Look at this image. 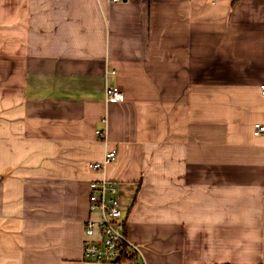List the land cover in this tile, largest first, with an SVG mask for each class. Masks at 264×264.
Returning <instances> with one entry per match:
<instances>
[{"label": "crops", "instance_id": "1", "mask_svg": "<svg viewBox=\"0 0 264 264\" xmlns=\"http://www.w3.org/2000/svg\"><path fill=\"white\" fill-rule=\"evenodd\" d=\"M262 85L264 0H0V264H102V179L144 264H264Z\"/></svg>", "mask_w": 264, "mask_h": 264}, {"label": "built area", "instance_id": "2", "mask_svg": "<svg viewBox=\"0 0 264 264\" xmlns=\"http://www.w3.org/2000/svg\"><path fill=\"white\" fill-rule=\"evenodd\" d=\"M122 0H110L112 3ZM264 96V85L261 86ZM124 100V94L118 87L106 89V101L119 103ZM264 134V122L254 126V135ZM102 135V134H101ZM118 157L116 149L108 150L101 163L91 164L96 171L103 170ZM90 212L94 214L85 221L83 257L86 261L102 264H119L123 258L132 264H144L140 260V249L130 242L125 232L124 212L126 210L120 196L117 184L111 180L102 179L89 184ZM135 259L132 262V259Z\"/></svg>", "mask_w": 264, "mask_h": 264}, {"label": "trees", "instance_id": "3", "mask_svg": "<svg viewBox=\"0 0 264 264\" xmlns=\"http://www.w3.org/2000/svg\"><path fill=\"white\" fill-rule=\"evenodd\" d=\"M126 261H127V258H123L122 262L125 263ZM134 261H135V259L133 258V259H132V262H134Z\"/></svg>", "mask_w": 264, "mask_h": 264}, {"label": "rangeland", "instance_id": "4", "mask_svg": "<svg viewBox=\"0 0 264 264\" xmlns=\"http://www.w3.org/2000/svg\"><path fill=\"white\" fill-rule=\"evenodd\" d=\"M119 264H122V263H119Z\"/></svg>", "mask_w": 264, "mask_h": 264}]
</instances>
